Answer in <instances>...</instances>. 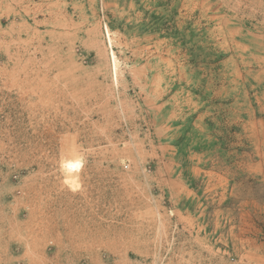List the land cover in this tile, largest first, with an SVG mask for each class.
<instances>
[{
  "label": "rangeland",
  "instance_id": "374dc122",
  "mask_svg": "<svg viewBox=\"0 0 264 264\" xmlns=\"http://www.w3.org/2000/svg\"><path fill=\"white\" fill-rule=\"evenodd\" d=\"M0 264H264V0H0Z\"/></svg>",
  "mask_w": 264,
  "mask_h": 264
},
{
  "label": "bare ground",
  "instance_id": "6f19581e",
  "mask_svg": "<svg viewBox=\"0 0 264 264\" xmlns=\"http://www.w3.org/2000/svg\"><path fill=\"white\" fill-rule=\"evenodd\" d=\"M73 166H74V165H72V166H69V168H71V167L73 168Z\"/></svg>",
  "mask_w": 264,
  "mask_h": 264
}]
</instances>
